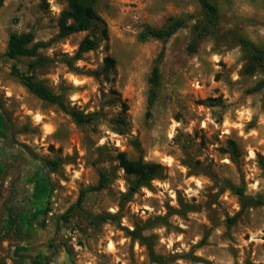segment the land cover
Instances as JSON below:
<instances>
[{"label":"rangeland","instance_id":"1","mask_svg":"<svg viewBox=\"0 0 264 264\" xmlns=\"http://www.w3.org/2000/svg\"><path fill=\"white\" fill-rule=\"evenodd\" d=\"M211 1L218 22L192 50L196 25L206 22L198 0H98L107 39L98 30L58 38L63 0H3L0 263L158 264L128 232L140 228L166 264H264V203L230 221L242 205L231 186L264 201V66L246 72L239 44L247 39L264 49V0ZM172 18L185 26L165 45L140 40L146 25L164 28ZM12 33L51 41L39 51L50 61L36 78L70 109L91 115L90 123L78 125L13 75V66L26 72L33 59L5 56ZM86 36L98 47L71 62ZM164 46L158 95L149 109V78ZM107 56L115 59L110 70ZM133 138L141 141L144 160L163 170L127 199L134 177L117 156H139ZM228 140L240 147L238 165L222 153ZM102 175L105 187L87 191L78 205L81 192ZM12 213L21 238L12 234ZM98 216L116 218L94 224Z\"/></svg>","mask_w":264,"mask_h":264},{"label":"trees","instance_id":"2","mask_svg":"<svg viewBox=\"0 0 264 264\" xmlns=\"http://www.w3.org/2000/svg\"><path fill=\"white\" fill-rule=\"evenodd\" d=\"M67 3V9H65L59 19V33L58 38L67 37L72 34L87 32V31H99L104 39L108 38V29L104 19L97 13L96 6L98 0H63ZM3 0H0V4ZM206 18V22L203 25H196L199 30L196 40L190 44V49L196 50L198 43L205 35L210 31V28L215 26L219 19V11L217 6L211 0H198ZM48 3H46V6ZM185 26V21L181 18H172L171 23L164 28H155L146 25L140 32L139 38L141 41H146L150 38L161 40L164 45L168 40L181 28ZM51 41H35L33 33H12L9 37L7 50L5 56L11 60H16L21 57L32 58L33 61L29 63L28 70L26 72L20 71L17 67L13 66L12 73L14 76L20 79L26 89L36 96L37 98L47 102L49 104L56 105L59 109L69 114L78 125L88 124L92 121L91 115H86L81 111L70 109L66 104L65 98L53 91L45 83L36 78V71L44 67L50 59L47 56H42L39 51L48 48ZM99 41L90 36H86L78 46L75 56L72 61L79 60L84 54L95 50L98 47ZM239 44L245 49L248 59L246 66V72L253 74L259 67L264 66V49L260 48L252 41L247 39H241ZM165 57V46L162 48L158 55L154 67L151 71L149 78V93H148V108L155 104L158 89L160 86L161 78V64ZM105 69L110 70L115 65V59L111 56H107L104 60ZM72 64V63H70ZM124 110L128 109L126 104L123 105ZM150 113V112H149ZM148 113V114H149ZM121 120V119H120ZM124 122V120H121ZM122 133V131H118ZM130 145L135 149L139 156L135 159L129 158L126 153L121 152L118 154L117 159L120 167L127 175L133 176L134 181L130 185L126 198L129 199L140 188L147 187L150 183L162 176V167L156 163H150L144 160L143 146L138 138L130 140ZM222 153L228 155L231 161L235 164H239L241 157L240 147L235 140H228L227 146L222 149ZM260 158V163L264 165V158ZM56 165V163H52ZM105 176H101L98 185L83 190L78 199V205H81L85 199L87 191H98L105 187ZM231 189L241 197V210L230 221H236L237 218L243 214L247 207L256 204H262L264 201L250 199L245 196L244 188L242 186H231ZM115 216H98L93 217L92 222L94 224H101L110 220H114ZM11 219L13 221L12 234L18 238L22 237V229L19 225V217L12 213ZM130 236L135 240H138L142 245H145L148 250L149 257L152 262L158 264H166L165 259L156 255L152 245L150 244V238L143 235V230L136 228L133 231H128ZM2 264V263H0ZM4 264V263H3Z\"/></svg>","mask_w":264,"mask_h":264}]
</instances>
